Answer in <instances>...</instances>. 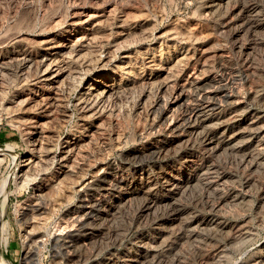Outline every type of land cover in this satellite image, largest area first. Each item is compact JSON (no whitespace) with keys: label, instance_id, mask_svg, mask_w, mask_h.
I'll return each instance as SVG.
<instances>
[{"label":"rangeland","instance_id":"374dc122","mask_svg":"<svg viewBox=\"0 0 264 264\" xmlns=\"http://www.w3.org/2000/svg\"><path fill=\"white\" fill-rule=\"evenodd\" d=\"M91 21L100 27L102 38L86 43L87 47L83 41L78 42L69 55L70 65L83 73L74 80L71 91L65 96L68 116L60 125L57 122L61 119L47 124L55 136L51 151H60L67 138L84 136V126L88 128L97 121L94 117H82L74 104L82 85L101 72L116 78L117 82L123 78L118 83L126 82L128 76L127 82L133 83L130 90L105 102L107 121L101 117L105 120L101 119L103 130L90 136L91 143L84 146V153L82 151L84 156L76 160L79 170L75 174L81 176L82 173L87 180L115 176L117 183L112 182L110 187L118 191L120 198L127 190L148 195L132 200L122 214H117L118 219L106 225L95 243L85 247L74 245L66 250L63 242L69 239L66 238L69 229L82 227L66 214L77 203L78 195L65 189L66 198L60 192L54 195V200L60 199L59 202L49 204L53 198L50 199L40 237L22 224L21 219L22 208L33 199V187L28 182L21 186L12 179L0 209V256L9 264H27L25 255L29 256L27 261L35 264H104L107 259L109 264H127L123 254L144 233L152 239L155 250L153 259L144 264H264V0H0V34L24 31L27 37L21 42L10 40L7 46L0 48V53L23 47L28 55L37 58L38 48L42 47L33 42L35 39L64 36L63 33L75 26L73 29L87 34L85 41L90 27H95ZM127 27L135 34L127 35ZM51 50L49 47L48 51ZM76 50L81 59L76 58ZM89 57H94V61ZM147 58H152L153 62H147ZM18 63L19 60L8 61V71L0 77L4 82L3 92H0L4 103H0V147L10 144L14 152L33 156L36 151L21 125L24 122L30 126L41 114L4 107L14 93L30 94L39 83L32 73L30 78L21 80L16 74ZM77 66L83 67L78 69ZM129 66L134 69L128 70ZM203 84L211 94L214 91V96L206 95V99L200 94ZM46 90L40 88L44 93ZM201 107L207 110L204 114L208 117L203 114L208 118H204L207 125L197 128L194 110ZM47 117L53 118L56 114ZM232 131L242 132V136L231 140V146L225 142L229 141L226 134ZM211 134L215 138L220 136L218 140L225 147L211 146ZM159 149L163 153L158 154ZM0 157L1 182L13 166V155L4 153ZM58 162L52 158L44 169L46 172H41L52 180L59 171ZM194 180L193 187L184 186V181ZM72 181L71 184H75L77 180ZM96 191L101 202L107 198L106 193ZM147 206L146 216L147 211L143 210ZM75 234L73 238L81 237ZM26 236L33 237L29 241L33 245L31 250L22 246Z\"/></svg>","mask_w":264,"mask_h":264},{"label":"bare ground","instance_id":"6f19581e","mask_svg":"<svg viewBox=\"0 0 264 264\" xmlns=\"http://www.w3.org/2000/svg\"><path fill=\"white\" fill-rule=\"evenodd\" d=\"M57 7V6H56ZM55 11V10H54ZM111 12V10H110ZM82 14V13H80ZM49 15V14H48ZM90 15V14H88ZM91 16H94L91 15ZM72 17V16H71ZM86 17V16H85ZM97 17V16H96ZM107 17V16H106ZM88 18V17H86ZM90 18V16H89ZM88 18V19H89ZM21 19V17H20ZM27 19V18H26ZM83 19V18H82ZM92 19V18H91ZM97 19V18H96ZM94 19V20H96ZM106 19V18H105ZM110 19V18H109ZM126 19V18H125ZM16 20V19H15ZM81 20V19H80ZM83 20H86L85 18ZM82 20V21H83ZM93 20V19H92ZM98 20V19H97ZM96 20V21H97ZM112 20V19H111ZM4 21V20H3ZM99 21V20H98ZM121 21V20H120ZM125 21V20H124ZM53 22V21H52ZM70 22V21H69ZM72 22V21H71ZM74 22V21H73ZM72 22V23H73ZM100 22V21H99ZM23 23V22H22ZM61 23V22H60ZM76 23V22H75ZM90 23H93L94 25L96 23H94L93 21H91ZM104 23V22H102ZM112 23V22H111ZM15 24V23H14ZM74 24V23H73ZM31 25V24H30ZM97 25V24H96ZM91 28L90 27V32L88 34V40H85V36L87 39V34H83L79 29H73L74 27L70 28L72 30H67L64 34V36H53L50 37L48 36V38H45L43 40H39L38 41L35 39L33 42L37 45H40L42 48H38L39 52H38V57L34 58L31 57L30 54L28 55V51L26 49H24L23 47L20 48L19 50L13 51L11 48L10 51L6 52L5 54H1L0 53V77L7 73L8 71V67L10 65H8V61H13V60H19L18 63V67H17V75L21 80H26L28 78H30L31 73L33 75L36 76V78L38 79V86L35 88L36 90H34L33 88V92L32 93H27L25 94L24 92H16L14 93V95L12 96V98L10 99L9 102H5L6 104L4 105L5 109L11 110V111H21L23 113H26L28 111L34 110V111H38L41 115L38 118L37 121L32 120L31 122V127L27 126V124H23L24 122H22V127L24 126L25 132H27L26 134H28L29 137V141L32 144L33 149H35V151H33V153L35 152L36 155L34 154L33 156L29 154V156H27V154H18L16 152H14V148L13 145L10 144H5L2 147H0V156L3 155L4 153H12L13 157H12V163L13 166H11V170L9 171L8 175H5L1 182H0V209L2 208V201L3 199L7 196L8 192H9V184L10 181L15 180L18 184L20 183L21 186L22 184L28 182L30 183V185H32L33 187V199L32 201L28 202L29 204L25 205V208L23 209L22 212V218H21V214H20V218L22 219V224L26 225L28 228H30V230H35L36 233H34L35 235H40V230L42 229L44 223H45V216L44 214H48L47 213V209H46V205L47 203L50 202V199L53 198V200L51 199V202L49 204H52V201L54 200V195H57V193H59L58 195H60L63 192L66 191L65 189H67L68 193H72L73 194H77L78 195V199H77V203L70 207L69 210H67L66 214L69 215L70 217H72V221H75L79 224H82L79 229H75V228H71L69 229L70 232H68L66 238L68 237L69 239L63 242L64 245V249H70L72 248L74 245H84L83 247H85V245L87 244H91L93 241H96L102 234H103V230L106 227V225H108V223L113 222V220L115 218H117V214H119L128 204H130V202H132V200L140 198L141 196H146L148 195V193H141V192H137V191H131V190H127L122 192V198H120L117 193L118 191L111 190L112 187V182H116V179L113 178L115 176L111 177H105L104 178H100V180H87V177L84 176L81 173V176L76 175V171H77V167L75 166V164L77 163L76 160L80 159L81 156H84L82 154V151L84 149V146L87 145L89 143H91V139L90 136L92 134H96V132H100V130L103 128V121H105L106 119L104 118L105 113L107 114V110L105 111L106 108H104V104L107 100H109L110 98H119L120 95L127 91L130 90V87L132 86V84H130L129 82H127V80L129 79L128 76H126L128 79L126 80V82L124 83H118L120 82V80H122L123 78H121L118 82L111 76L109 75H105V73L101 72L98 73L97 75H95L96 73H94V77H92V79L88 82H86L84 85H82L79 89H78V96L76 95L77 99L76 102L74 104H76V107H78V109L81 111L82 117H84L85 119L88 117H94L96 118V123L94 125H91L87 128V125L84 126V131L83 134L84 136H81L80 138L78 137L77 139H73V138H67L65 140H63L64 142L62 143L61 149L60 151H56V153H52L51 148L53 146V141H54V134H53V130H49L50 128H48V126L50 125L49 122L51 123V121L54 122L55 119H61L60 121H58L57 123L62 122L68 115L67 113V105L65 102V96L67 94H69V92L72 89V84L74 82V80L78 79L80 76V73L83 72H79L80 69L79 67H83V66H77V68L79 70L75 69V66L72 67V65H70L69 63V55L71 54V52H74V46L80 42L83 41L84 42V46L87 47L89 45L90 42L95 41L96 39H101L102 35L99 32V26H96ZM8 26V25H6ZM25 26V25H24ZM45 26V25H44ZM51 26V25H50ZM67 26V25H66ZM85 26V25H84ZM79 27V26H78ZM86 27V26H85ZM88 27V26H87ZM130 27V26H128ZM127 27V28H128ZM80 28V27H79ZM82 28V27H81ZM80 28V29H81ZM84 28V27H83ZM82 28V29H83ZM18 30V29H17ZM41 30V29H40ZM57 30V29H56ZM61 30V29H60ZM87 30V29H86ZM172 30V29H171ZM120 31V30H119ZM122 31V30H121ZM120 31V32H121ZM24 32V31H23ZM23 32H19V31H15V32H11L9 34H4L1 35L0 34V48H3L4 46H7L8 42H10V40H13L14 42H21L23 40H25L27 37L25 36L26 33ZM123 32V31H122ZM86 33V32H84ZM119 33V32H118ZM132 32L130 28L127 29V35H131ZM139 33V32H138ZM52 34V33H50ZM135 34V33H134ZM141 34V33H140ZM173 34V33H172ZM85 35V36H84ZM123 35V34H122ZM121 35V36H122ZM125 35V34H124ZM180 35V34H178ZM67 37L65 39H63L64 37ZM104 37V36H103ZM124 37V36H122ZM133 37V36H132ZM121 38V37H120ZM135 38V37H134ZM148 38V37H147ZM29 39V38H28ZM32 39V38H31ZM124 39V38H123ZM123 39H120L121 41ZM182 39V38H181ZM30 40V39H29ZM125 40V39H124ZM135 40V39H134ZM88 41V42H87ZM129 41V40H128ZM124 42V41H123ZM127 42V41H126ZM87 43V44H86ZM82 44V43H81ZM92 44V43H91ZM127 44V43H126ZM143 44V43H142ZM21 45V44H20ZM137 45V44H136ZM15 46V45H14ZM60 46V47H59ZM49 47L52 48L51 51L49 50ZM79 47V46H78ZM77 47V48H78ZM115 47V46H114ZM118 48V47H117ZM8 49V48H7ZM37 49V48H36ZM166 49V48H165ZM83 50V49H82ZM86 50V49H85ZM88 50V49H87ZM127 50V49H126ZM1 51V50H0ZM4 51V50H3ZM81 51V50H80ZM106 51V50H105ZM36 52V53H37ZM75 55L76 58L81 59V54H78L77 50L75 51ZM86 52V51H85ZM82 52V53H85ZM128 52V51H127ZM159 52V51H158ZM89 53V52H88ZM104 53V52H103ZM129 53V52H128ZM127 53V54H128ZM87 54V53H85ZM89 55V54H88ZM95 55V54H94ZM92 55V56H94ZM130 55V53L128 54ZM146 55V54H145ZM154 55V54H153ZM152 55V56H153ZM33 56V55H32ZM37 56V54H36ZM75 57V56H74ZM72 57V58H74ZM84 57V55H82V58ZM145 57V56H144ZM148 57V56H147ZM159 57V56H158ZM185 57V56H184ZM71 58V59H72ZM75 58V59H76ZM86 58V57H85ZM107 58V57H106ZM132 58V57H131ZM77 59V60H78ZM90 61L93 60L94 61V57L90 58ZM125 59V57H124ZM129 59V57H128ZM176 59V58H175ZM178 59V58H177ZM176 59V60H177ZM182 59V58H181ZM216 59V58H215ZM76 60V61H77ZM88 60V59H87ZM99 60V59H98ZM184 60V59H183ZM79 61V60H78ZM84 62H87L86 60L83 59ZM82 61V62H83ZM89 61V63H90ZM126 61V60H125ZM147 62H153L152 58H147L146 60ZM155 61V59H154ZM161 61V60H160ZM180 61V60H179ZM83 62V63H84ZM103 62V61H102ZM107 62V61H106ZM122 62V61H121ZM120 62V63H121ZM129 62V61H128ZM127 62V64H128ZM147 62H145L147 64ZM15 63V62H14ZM94 63V62H92ZM100 63V62H99ZM130 63H132V61H130ZM156 63V62H154ZM176 63V62H175ZM80 64V63H79ZM91 64V63H90ZM101 64V63H100ZM104 64V63H103ZM134 64V63H132ZM171 64V63H170ZM82 65V64H81ZM102 65V64H101ZM107 64H105L106 66ZM116 65V63L114 64ZM126 65V64H125ZM131 65V64H128ZM209 65V64H208ZM8 66V67H7ZM88 66V65H87ZM98 66V65H97ZM100 66V65H99ZM109 65H107L108 67ZM112 66V65H110ZM121 66V65H120ZM176 66V65H175ZM179 66V65H178ZM115 67V66H114ZM130 67V66H129ZM128 70H132V68L134 69V67L132 66V68L130 67ZM167 67V66H166ZM182 67V66H181ZM15 68V67H14ZM89 70L91 69L88 66ZM98 68V67H96ZM104 68V65H103ZM110 68V67H109ZM116 68V67H115ZM118 68H120L118 66ZM124 67H122L123 69ZM213 68V67H212ZM85 69V68H84ZM94 69V68H93ZM99 69V68H98ZM101 69V68H100ZM117 69V68H116ZM125 69V68H124ZM123 69V70H124ZM127 69V68H126ZM125 69V70H126ZM169 69V68H168ZM86 70V69H85ZM121 70V71H123ZM127 70V71H128ZM167 70V69H166ZM93 71V70H92ZM105 71V70H104ZM114 71V69H113ZM116 71V70H115ZM134 71V70H133ZM90 72V71H89ZM88 72V74H90ZM95 72V71H94ZM110 72V71H109ZM118 72V70H117ZM125 72V71H124ZM132 72V71H131ZM146 72V71H145ZM174 72V71H173ZM122 73V72H120ZM119 73V74H120ZM137 73V72H136ZM135 73V74H136ZM112 74V73H111ZM117 74V73H115ZM156 74V73H155ZM92 75V74H91ZM114 75V73H113ZM82 76V75H81ZM119 76V75H118ZM121 76V75H120ZM119 76V77H120ZM124 76V75H123ZM193 76V75H192ZM227 76V75H226ZM13 77V76H12ZM198 77V76H197ZM200 77V76H199ZM2 78V77H1ZM6 78V77H5ZM33 78V77H32ZM35 78V79H36ZM87 78V77H86ZM113 78V79H112ZM36 79V80H37ZM89 79V78H88ZM125 79V78H124ZM202 79V78H201ZM7 80V79H6ZM131 80V79H130ZM204 80V79H203ZM35 81V80H34ZM77 81V80H76ZM79 81V80H78ZM124 81V80H123ZM198 81V80H197ZM2 82L3 80H0V92L2 91ZM36 82V81H35ZM34 82V83H35ZM133 82V80H132ZM200 82V81H199ZM204 82V81H203ZM4 83V82H3ZM79 83V82H78ZM139 83V82H138ZM170 83V82H169ZM33 84V82H32ZM196 84V83H195ZM206 84V83H205ZM36 84H34L35 86ZM79 85V84H78ZM141 85V84H140ZM151 85V84H150ZM172 85V84H171ZM204 85V84H203ZM224 85V84H223ZM4 86V85H3ZM33 86V87H34ZM76 86V85H75ZM144 86V85H143ZM169 86V85H168ZM46 88L47 90L45 91V93L43 91H40V88ZM79 87V86H78ZM212 87V86H211ZM169 88V87H168ZM185 88V87H184ZM4 89V88H3ZM30 89V88H29ZM133 89V87H132ZM6 90V89H5ZM4 90V91H5ZM31 90V89H30ZM42 90V89H41ZM77 90V89H76ZM142 90V89H141ZM23 91V90H22ZM28 91V90H27ZM75 91V90H74ZM133 91V90H132ZM174 91V90H173ZM186 91V90H185ZM197 91V90H196ZM3 92V91H2ZM187 92V91H186ZM211 90L208 88V86L204 85L202 86V88L200 89V94L202 93L203 96H205V98L207 99L206 95L210 96L215 94L213 91V94H211ZM76 93V94H77ZM127 93V92H126ZM71 94V93H70ZM147 94V93H146ZM197 94V93H196ZM123 95V94H122ZM121 95V96H122ZM138 95V94H137ZM185 95V94H184ZM187 95V94H186ZM185 95V96H186ZM1 96V95H0ZM68 96V95H67ZM188 96V95H187ZM199 96V95H198ZM214 96V95H213ZM218 96V95H217ZM152 98V97H151ZM173 98V97H172ZM212 98V97H211ZM210 98V99H211ZM163 99V98H162ZM161 99V100H162ZM174 99V98H173ZM184 100V102L186 103V97L182 98ZM67 100V99H66ZM112 100V99H111ZM114 100V99H113ZM146 100V99H145ZM160 100V101H161ZM190 100V98H189ZM153 101V100H152ZM262 101V100H261ZM162 102V101H161ZM222 102V101H221ZM0 103L3 105V101L0 97ZM145 103V101H144ZM151 103V102H150ZM181 104V102H179ZM108 104V103H107ZM157 104V103H156ZM161 104V103H160ZM178 104V103H177ZM184 104V103H183ZM189 104V103H188ZM162 105V104H161ZM163 105H165L163 103ZM195 105V104H194ZM1 106V105H0ZM125 106V105H124ZM185 106V104H184ZM198 106V105H197ZM196 106V107H197ZM3 107V106H2ZM108 107V106H107ZM160 107V106H159ZM189 110L192 109L190 108V106H188ZM200 107V106H198ZM205 107V106H204ZM203 107V108H204ZM121 108V107H120ZM155 108V107H154ZM69 109V108H68ZM77 109V108H76ZM117 109V108H116ZM199 109V108H198ZM194 110V121L196 122V124L198 123V126H205L207 125V121L205 119L204 113H207V110H202V107L200 108L201 110ZM143 110V109H142ZM150 110V109H149ZM159 110V109H158ZM161 110V109H160ZM115 111V110H114ZM140 111V110H139ZM145 111V109L143 110ZM142 111V112H143ZM167 111V110H166ZM32 112V111H31ZM127 112V111H126ZM159 112V111H158ZM193 112V109H192ZM20 113V112H19ZM34 113V112H33ZM110 113V110H109ZM108 113V114H109ZM112 113V112H111ZM30 114V112H29ZM32 114V113H31ZM52 114H56V117H51L48 118V115ZM151 114V113H150ZM159 114V113H158ZM204 114V115H203ZM26 115V114H25ZM70 115V114H69ZM144 115V113H143ZM160 115V114H159ZM162 115V114H161ZM20 116V115H19ZM24 115H22V120ZM31 116V115H29ZM72 116V115H71ZM81 116V115H80ZM107 116V115H106ZM146 117V115H144ZM148 116V115H147ZM151 116V115H149ZM187 116V115H186ZM203 116V118H202ZM207 116V115H206ZM20 117V119H21ZM26 117V116H25ZM101 117H103L105 120H103ZM116 117V116H115ZM152 117V116H151ZM165 117V116H164ZM208 117V116H207ZM28 118V117H27ZM147 118V117H146ZM205 118V119H204ZM30 119V118H29ZM32 119V118H31ZM30 119V120H31ZM80 119V118H79ZM83 119V118H82ZM101 119L103 121H101ZM151 119V118H150ZM223 119V118H222ZM89 120V119H87ZM95 120V119H94ZM176 120V118H175ZM251 120V119H250ZM34 121V122H33ZM56 121V120H55ZM82 121V120H81ZM90 121V120H89ZM92 121V120H91ZM107 121V120H106ZM161 121V120H160ZM191 121V120H190ZM19 122V121H18ZM86 122V121H85ZM21 123V122H19ZM26 123V122H25ZM30 123V121H29ZM106 123V122H105ZM47 124H49L47 126ZM54 123V126H57V124ZM62 124V123H61ZM90 124V122H89ZM225 124V123H224ZM53 125V124H52ZM51 125V126H52ZM157 125V124H156ZM261 125V124H260ZM50 126V127H51ZM195 126V125H194ZM59 127V126H58ZM82 127V126H81ZM110 127V126H109ZM185 127V126H184ZM23 128V129H24ZM83 128V127H82ZM188 128V127H187ZM177 129V128H175ZM263 129V128H260ZM103 130V129H102ZM108 130V129H107ZM230 130V129H229ZM32 131V132H31ZM56 131V129H55ZM54 131V132H55ZM191 131V130H190ZM23 132V133H25ZM104 132V131H103ZM180 132V131H178ZM189 132V131H188ZM198 132V131H196ZM200 132V131H199ZM263 132V131H262ZM117 133V132H116ZM208 133V131H207ZM242 132H237L236 131H232L226 135H228L229 137V141L226 140L225 143H228L229 145L233 144V141L231 140H236L238 138H240L242 136L241 134ZM258 133V132H257ZM25 134V135H26ZM100 134V133H99ZM172 134V133H171ZM210 134V133H209ZM32 135V138L31 136ZM73 135V134H72ZM71 135V136H72ZM82 135V133H81ZM96 138V136H94ZM98 135V134H97ZM115 135V134H114ZM117 135V134H116ZM119 135V134H118ZM181 135V134H180ZM217 135V134H216ZM92 137V136H91ZM102 137V136H101ZM120 137V136H119ZM155 138V137H154ZM174 138V137H173ZM220 138V136H219ZM218 137L215 138L214 136L209 137L210 139V143L211 146L213 145L216 149L220 148V147H225L224 144L218 140ZM58 139V138H57ZM221 139V138H220ZM111 140V139H110ZM115 140V139H114ZM94 141V140H93ZM104 141V140H103ZM106 141V140H105ZM223 141V140H222ZM256 141V140H255ZM166 142V141H165ZM170 142V141H169ZM236 142V141H234ZM171 143V142H170ZM173 143V142H172ZM175 143V142H174ZM57 144V143H55ZM95 144V143H94ZM227 144V145H228ZM109 145V144H108ZM226 145V144H225ZM226 145V146H227ZM170 146V145H169ZM149 147V146H147ZM151 147V146H150ZM163 147V146H162ZM176 147V146H175ZM208 147V146H207ZM212 147V148H214ZM136 148V147H135ZM167 148V147H166ZM206 148V147H205ZM214 148V149H215ZM228 148V147H227ZM32 149V150H33ZM59 149V148H58ZM148 149V148H147ZM157 149V148H156ZM163 149V148H162ZM168 149V148H167ZM215 149V150H216ZM32 150L30 152H32ZM85 151V150H84ZM83 151V153H84ZM90 151V150H89ZM105 151V150H104ZM139 151V150H138ZM29 152V153H30ZM55 152V151H53ZM134 152V151H133ZM141 152V150H140ZM132 153V152H131ZM163 153V150H158V154ZM239 153V152H238ZM141 154V153H140ZM222 154V153H221ZM252 154V153H251ZM89 155V154H88ZM129 155V154H128ZM131 155V154H130ZM219 155V154H218ZM49 156V157H48ZM121 156V155H120ZM134 156V154L132 155ZM131 157V156H130ZM128 156V158H130ZM135 157V156H134ZM217 157V156H216ZM234 157V156H233ZM52 158H56L59 162H60V167H59V171L55 173L54 177L46 176V174H43L41 171H45V167L48 166V161H50ZM91 158V157H90ZM247 159V158H246ZM2 160V158L0 157V161ZM137 160V159H136ZM180 160V159H179ZM91 161V160H90ZM58 162V163H59ZM87 162V161H86ZM93 162V161H92ZM256 162V161H255ZM263 163V162H262ZM95 165V164H94ZM259 166V165H258ZM47 168V167H46ZM93 168V167H92ZM95 168V167H94ZM245 168V167H244ZM108 168H106L105 170H107ZM79 170V169H78ZM157 170V169H156ZM46 172V171H45ZM102 172V171H101ZM103 173V172H102ZM108 173V172H107ZM104 174V173H103ZM112 174V173H111ZM151 174V173H150ZM109 175V174H108ZM114 175V173H113ZM117 175V174H116ZM152 175V174H151ZM154 175V174H153ZM172 175V174H171ZM100 176V175H99ZM98 176V177H99ZM179 177L181 175H178ZM102 177V176H101ZM174 177V175H173ZM165 178V177H164ZM170 178V177H168ZM94 179V178H93ZM115 179V180H114ZM160 179V178H159ZM163 179V178H162ZM71 180L76 181L75 184H71ZM121 180V179H120ZM181 180V178H180ZM187 180V179H186ZM191 180V179H190ZM213 180V179H212ZM72 181V182H73ZM122 181V180H121ZM169 181V179H168ZM172 181V180H171ZM170 182V181H169ZM181 182V181H180ZM179 182V183H180ZM74 183V182H73ZM117 183V182H116ZM184 186L186 188H191L194 186V184L196 183L195 180L194 182L191 181H184ZM19 184V185H20ZM119 184V183H118ZM172 184V183H171ZM176 184V183H175ZM121 185V184H120ZM179 185V184H178ZM259 185V184H258ZM111 186V187H110ZM147 186V185H146ZM149 186V185H148ZM173 186V184H172ZM125 187V186H124ZM182 187V186H179ZM19 188V187H18ZM100 188V189H98ZM141 188V187H140ZM139 188V189H140ZM97 190H99V192L101 193H106L107 194V198L104 199L102 202L100 200V198H97L99 196L98 193H96ZM142 189V188H141ZM149 189V188H148ZM137 190V189H136ZM192 190V189H191ZM31 191V192H33ZM96 191V192H95ZM144 191V190H143ZM173 191V190H172ZM180 191V190H179ZM61 192V193H60ZM146 192V191H145ZM101 195V194H100ZM168 195V194H167ZM67 196V195H66ZM66 196H64L66 198ZM69 197V196H68ZM72 197V196H71ZM70 197V198H71ZM208 198V197H207ZM219 199V198H218ZM60 200V199H59ZM59 200H56L55 202H59ZM138 200V199H137ZM141 199H139L140 201ZM243 200V199H242ZM62 201V200H61ZM60 201V202H61ZM231 202V201H230ZM66 204V203H65ZM233 204V203H232ZM54 205V204H53ZM160 205V204H159ZM171 205V203H170ZM50 206V205H49ZM219 206V205H218ZM49 208V207H48ZM148 206L146 207L145 210L143 211H147L146 216L148 215ZM144 209V208H143ZM163 209V208H162ZM142 211V212H143ZM52 213V212H51ZM126 213V212H124ZM122 214V212H121ZM185 214V213H184ZM65 215V214H64ZM65 215V216H67ZM145 215V214H144ZM50 216V215H49ZM48 216V217H49ZM63 216V215H62ZM119 218V217H118ZM117 218V219H118ZM63 219V218H62ZM69 219V218H68ZM151 220V219H150ZM66 221H68L66 219ZM123 221V220H122ZM74 222V223H75ZM177 222V221H176ZM260 222V221H259ZM76 223V224H77ZM65 224V223H64ZM62 224V225H64ZM73 224V223H72ZM111 224V223H110ZM195 224V223H193ZM71 225V224H70ZM69 225V226H70ZM74 225V224H73ZM249 225V224H248ZM66 226V225H64ZM67 226V227H69ZM61 227V226H60ZM109 227V226H108ZM115 227V226H114ZM190 227V226H189ZM27 228V229H28ZM153 228V227H152ZM45 229V228H44ZM66 229V227H65ZM107 229V228H106ZM113 229V228H112ZM206 229V228H205ZM29 231V230H27ZM43 231V230H42ZM105 231V230H104ZM114 231V230H113ZM156 231V230H154ZM31 232V231H30ZM45 232V231H44ZM112 232V231H110ZM115 232V231H114ZM113 232V234H114ZM224 232V231H223ZM78 234L79 236H81L78 239L73 238L74 234ZM75 234V235H76ZM25 235V234H24ZM43 235V234H42ZM107 235V234H105ZM152 235V234H151ZM156 235V233H155ZM32 236V235H31ZM31 236H26V241H24V243H22L23 247H26L27 250H31V247L33 245H31V243L29 244V241L31 238ZM108 236V235H107ZM110 236V235H109ZM158 236V235H157ZM25 237V236H24ZM37 237V236H36ZM41 237V235H40ZM105 237V236H104ZM116 237V236H114ZM160 237V236H159ZM39 238V237H38ZM55 238V236H54ZM59 238V237H58ZM73 238V239H72ZM117 238V237H116ZM40 239V238H39ZM52 239V238H51ZM103 239V238H102ZM111 239V237H110ZM135 239V238H134ZM157 239V238H156ZM241 239V238H240ZM105 240V239H104ZM152 239L149 238L148 235H145L144 233H141L131 244L130 248L128 250H126L125 254H123V260L127 263V264H144V263H149L150 259H153L154 257V245L151 241ZM34 241V240H32ZM39 241H42V239H40ZM45 241V240H44ZM132 241V240H131ZM31 242V241H30ZM35 242V241H34ZM43 242V241H42ZM100 242V241H99ZM107 242V241H106ZM118 242V241H117ZM37 243V242H36ZM35 243V245H36ZM40 243V242H39ZM95 243V242H93ZM92 243V244H93ZM98 243V242H97ZM122 243V241H121ZM99 244V243H98ZM101 245V244H99ZM129 245V244H128ZM236 245V244H235ZM90 246V245H89ZM92 247V246H91ZM94 247V246H93ZM224 248V247H223ZM98 249V248H97ZM1 250V249H0ZM71 250V249H70ZM101 251V249H100ZM111 251V250H110ZM125 251V250H124ZM28 253V252H27ZM95 253V252H94ZM159 254V253H158ZM240 254V253H239ZM95 256V255H94ZM29 257V256H28ZM27 255H25V261L27 264H35V263H31V261H27L26 258H28ZM97 257V256H96ZM219 257V256H218ZM119 258V257H118ZM103 260V259H102ZM107 261L104 259L103 261L104 264H109ZM111 260V259H110ZM227 260V259H226ZM121 261V260H120ZM213 261V260H212ZM215 261V260H214ZM254 261V260H253ZM95 262V261H94ZM98 262V261H97ZM96 262V263H97ZM206 262V261H205ZM219 262V261H218ZM87 263V262H86ZM85 263V264H86ZM263 263V262H262ZM0 264H9L6 260H4V258H2L0 256ZM246 264V263H245ZM259 264V263H258Z\"/></svg>","mask_w":264,"mask_h":264}]
</instances>
